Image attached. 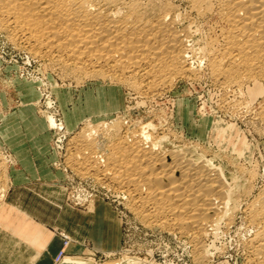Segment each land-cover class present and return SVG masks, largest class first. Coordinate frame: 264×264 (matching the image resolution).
<instances>
[{
	"label": "bare ground",
	"instance_id": "1",
	"mask_svg": "<svg viewBox=\"0 0 264 264\" xmlns=\"http://www.w3.org/2000/svg\"><path fill=\"white\" fill-rule=\"evenodd\" d=\"M191 4L198 17L215 20L216 27H211L215 33L205 36L200 24L177 4L150 6L136 0H0V30L10 31L14 41L18 39L36 55L65 65L79 82L96 81L98 96H89L80 108L88 111L91 122L105 126L112 110L124 107L122 87L156 95L178 80L196 77L206 61L213 76L223 79L222 85H236L241 95L244 82L264 78V0H192ZM261 111L259 119L264 118ZM85 118L75 114L72 122ZM162 126L154 120L138 129L130 124L105 150L93 133L82 132L73 137L78 138L75 145L82 146L73 154L78 159L70 155L78 165L96 172H90L95 178L101 174L117 184L121 195L136 192L143 217L155 218L154 225L175 237L187 235L196 259L202 262L208 256L204 237L218 234L223 221L232 224L234 220L231 189L222 170L207 159L194 161L183 147L170 149L167 144L174 139L170 141L169 131L161 134ZM2 180L1 202L6 198ZM104 210L97 212L91 234L97 242L107 236L112 244L121 237V221ZM247 213L258 230L248 246H252L254 262L264 264V192ZM126 258L100 264L148 263ZM54 264L96 263L66 251Z\"/></svg>",
	"mask_w": 264,
	"mask_h": 264
},
{
	"label": "rangeland",
	"instance_id": "2",
	"mask_svg": "<svg viewBox=\"0 0 264 264\" xmlns=\"http://www.w3.org/2000/svg\"><path fill=\"white\" fill-rule=\"evenodd\" d=\"M136 1L150 6L168 2L177 4L182 13L192 15L200 24L205 36L211 33L212 26L216 27L215 20L196 15L192 0ZM13 41L14 36L10 31L0 30V177L4 182L6 198L12 189L23 182H32V179L53 182L63 189L65 196L66 190L61 180L67 165L78 176H94L97 182L108 184L101 174L97 179L93 175L96 172L88 170L83 163L78 165L80 162L76 161L77 157L73 154L77 147L78 150L82 146H76L78 138L73 137L82 132L93 133L96 140L102 141L105 150L119 133L125 132L128 125L138 129L140 125L154 120L163 125L159 131L165 127L161 134L171 132L167 133L170 141L174 139L167 144L170 149L183 147L190 159H207L211 166L222 170L225 182L231 189L232 224L223 221L218 234L209 233L204 237L208 256L204 261H198L195 247L189 243L187 235L175 237L165 227L154 225L155 218L149 219L141 214L143 208L136 202L139 197L136 192L131 197L121 195V188L108 181L112 189L108 199L98 197L83 207L70 204L78 214L85 215L91 238L84 242L77 241L82 248L72 251L70 255L84 261L91 259L96 264L120 259L125 255L129 256L126 259L138 257L147 264L257 263L254 262L252 246H248V241L255 237L258 230L247 212L255 198L264 192V118L259 119L263 113L258 112L264 111V78L257 77L244 82V93L241 95L236 85H222L223 79L213 76L206 61L203 68L200 67L197 78L191 76L183 81L178 80L172 88L156 95L139 93L128 86L122 87L124 107L112 110V117L107 118L104 126L99 122H91L88 111L80 108L81 104H86L89 96H98L96 81L85 79L79 82L65 65L53 62L49 56L36 55L18 39V42ZM216 79H219V83ZM75 114H82L88 119L73 123ZM98 123L102 126H97ZM58 125L63 126L67 134V158L65 164L61 162L62 166L53 164L60 160L61 153L58 145L54 149L52 142ZM231 143L236 145L235 148ZM4 200L0 201V213L5 210ZM102 209L115 214L121 221L122 234L115 243L111 244L107 236L99 242L92 238L96 214ZM71 242L73 239L70 236L69 244ZM54 261H57L56 258Z\"/></svg>",
	"mask_w": 264,
	"mask_h": 264
},
{
	"label": "crops",
	"instance_id": "3",
	"mask_svg": "<svg viewBox=\"0 0 264 264\" xmlns=\"http://www.w3.org/2000/svg\"><path fill=\"white\" fill-rule=\"evenodd\" d=\"M5 204L0 217V264H54L64 244L61 233L73 239L66 248L68 255L82 248L77 241L91 239L85 215L67 204L63 189L49 180L21 183Z\"/></svg>",
	"mask_w": 264,
	"mask_h": 264
},
{
	"label": "built area",
	"instance_id": "4",
	"mask_svg": "<svg viewBox=\"0 0 264 264\" xmlns=\"http://www.w3.org/2000/svg\"><path fill=\"white\" fill-rule=\"evenodd\" d=\"M60 120V119H59ZM56 132L53 138L54 142V149L57 147L59 148L60 153V160L58 162H53V164H59L62 166V163L65 164L66 158L65 153L67 151V134H65V129L63 126H57ZM62 162V163H61ZM63 173L65 176L62 177V187L65 188V201L67 204H71L75 207H83L88 206L92 199L95 198H103L108 199L109 194H112V189L110 187L105 186L101 182H97L93 177L90 176H78L72 172V169L65 166L63 169ZM120 195V194H119ZM114 197V195H112ZM63 236V247L59 250V254L56 258L59 261L62 257L65 256L66 251L64 248L69 244V236L61 233Z\"/></svg>",
	"mask_w": 264,
	"mask_h": 264
}]
</instances>
